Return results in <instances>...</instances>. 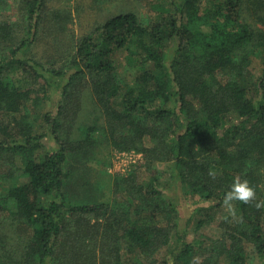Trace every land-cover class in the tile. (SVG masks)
<instances>
[{
  "label": "trees",
  "instance_id": "1",
  "mask_svg": "<svg viewBox=\"0 0 264 264\" xmlns=\"http://www.w3.org/2000/svg\"><path fill=\"white\" fill-rule=\"evenodd\" d=\"M48 1L18 0L20 21L0 16V264H264V0H155V19L113 16L59 69L32 53ZM52 88L57 113L34 114ZM104 141L147 160L149 183L115 180L123 201L100 202L75 173ZM236 177L256 201L234 202L220 237L189 240L182 201L202 229Z\"/></svg>",
  "mask_w": 264,
  "mask_h": 264
},
{
  "label": "rangeland",
  "instance_id": "2",
  "mask_svg": "<svg viewBox=\"0 0 264 264\" xmlns=\"http://www.w3.org/2000/svg\"><path fill=\"white\" fill-rule=\"evenodd\" d=\"M8 1L10 5L8 10L5 7V11H2V14L0 12V16L10 18L13 21H20L18 0ZM154 4L155 0H49L44 12L47 18L43 21L41 34L33 47L32 53L47 66L59 69L70 59L78 41L91 34L107 20L118 14L135 12L140 16L141 21L147 24L156 17ZM53 13H59L62 18L60 19L59 17L61 21L54 19ZM61 26H63L62 29ZM120 56L122 55H119L117 59L121 62L123 58L121 59ZM263 62L264 53L254 59L257 76L262 73ZM122 66L123 64L120 65L121 68ZM122 73L127 75L124 69ZM19 75L22 74L18 72L17 77ZM22 77L31 81V78L26 74L22 75ZM48 94L49 96H44L43 91L39 92L40 99L35 106L36 112L34 114L50 109L53 110V113H57V102L61 100L60 91L52 88ZM82 95H84V100H81L83 108L79 114L78 122L88 125L91 122H96L97 116L93 112L94 104L88 94L84 93ZM90 97L92 98L91 95ZM66 117L67 125L71 122L72 113H68ZM39 123L45 124L43 119H40ZM86 160V168L78 166L75 173L80 184L84 181L93 184L89 187V191L91 196L96 194L93 197H96L100 202L112 203L115 199L123 201V195L121 193L116 194L117 191H115L114 186L117 177H126L132 173H138V183H149L150 173L143 153L134 150L122 151L116 149L111 142L104 141ZM19 164L22 166L21 162ZM153 168L164 171L168 168V165L155 163ZM86 189L88 188H81L79 185V194L84 193ZM169 189L171 195L174 192V195L178 196V198L181 197V191L176 193L173 188ZM194 208L195 206H192L189 201H182L180 229L189 231V240H193L195 237L196 239H200V237L201 239L220 237L222 230L217 225L220 218L225 215H231L228 210L225 207L223 210H216L214 213L216 221L214 220L211 224L196 230L198 218L197 216L192 217ZM260 263V258L255 256L253 264Z\"/></svg>",
  "mask_w": 264,
  "mask_h": 264
},
{
  "label": "clouds",
  "instance_id": "3",
  "mask_svg": "<svg viewBox=\"0 0 264 264\" xmlns=\"http://www.w3.org/2000/svg\"><path fill=\"white\" fill-rule=\"evenodd\" d=\"M215 179V173H210ZM256 201V190L250 186L247 179L234 178L230 190L225 193L223 204L231 215H235V203L240 202L245 205H251ZM254 206L259 210L264 208V201L254 203ZM168 264H175L173 257L168 258ZM191 264H200L199 257H193Z\"/></svg>",
  "mask_w": 264,
  "mask_h": 264
}]
</instances>
